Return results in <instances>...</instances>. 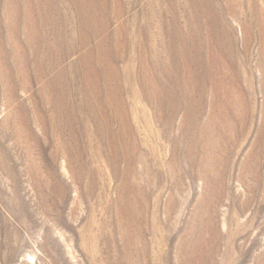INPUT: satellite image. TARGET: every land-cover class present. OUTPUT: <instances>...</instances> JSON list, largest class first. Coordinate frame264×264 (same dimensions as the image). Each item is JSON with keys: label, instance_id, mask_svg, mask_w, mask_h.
Listing matches in <instances>:
<instances>
[{"label": "rangeland", "instance_id": "374dc122", "mask_svg": "<svg viewBox=\"0 0 264 264\" xmlns=\"http://www.w3.org/2000/svg\"><path fill=\"white\" fill-rule=\"evenodd\" d=\"M193 240L264 264V0H0V264Z\"/></svg>", "mask_w": 264, "mask_h": 264}, {"label": "bare ground", "instance_id": "6f19581e", "mask_svg": "<svg viewBox=\"0 0 264 264\" xmlns=\"http://www.w3.org/2000/svg\"><path fill=\"white\" fill-rule=\"evenodd\" d=\"M135 245H137V244H135ZM189 245H191V246L189 247V246L182 245L181 250L185 251L186 255L184 257V260H182L181 263L184 262L186 264H242L245 261V257H244L243 251H240V253L238 255H233L232 256L231 251L234 248V243L231 240L227 241L223 245V248L220 249V251H221L220 257L215 259V260H213L210 263L206 262V250H205V253L200 254V256H197V255L194 254L193 246H199L200 244L194 245V240H193ZM188 247H189V249L186 251V249ZM144 248H145V250L142 248L144 250L143 254H144V256L148 255L147 256V260L149 261V264H154V262L156 263L157 259H159V261L161 260L160 261L161 264H163V263L164 264H169L168 257L164 254L166 252L165 250L163 251L161 249H157L155 251V254H152L151 244H147V245L145 244ZM137 250L134 249V253H133L132 261H131L133 264H135L136 261H140L142 259L141 258L142 255L140 257V255L137 253L138 252Z\"/></svg>", "mask_w": 264, "mask_h": 264}]
</instances>
